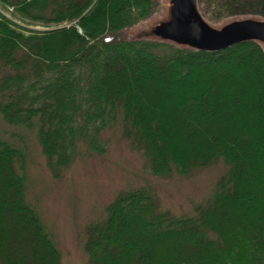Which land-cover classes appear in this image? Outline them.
I'll return each instance as SVG.
<instances>
[{
    "label": "trees",
    "instance_id": "trees-1",
    "mask_svg": "<svg viewBox=\"0 0 264 264\" xmlns=\"http://www.w3.org/2000/svg\"><path fill=\"white\" fill-rule=\"evenodd\" d=\"M0 5L19 22L0 12V116L35 131L54 178L81 144L105 153L100 135L117 117L153 176L187 175L218 160L228 168L194 217L161 212L144 189L123 191L105 220L85 230L88 264H264L260 45L208 53L121 37L152 14L154 0ZM197 7L208 22L245 14L264 19V0H197ZM23 160L18 147L0 138V264H60L25 201V177L16 167Z\"/></svg>",
    "mask_w": 264,
    "mask_h": 264
},
{
    "label": "rangeland",
    "instance_id": "rangeland-1",
    "mask_svg": "<svg viewBox=\"0 0 264 264\" xmlns=\"http://www.w3.org/2000/svg\"><path fill=\"white\" fill-rule=\"evenodd\" d=\"M241 12L242 9H238ZM168 0H154L152 14L121 32L125 40L158 41L150 30L167 18ZM0 12L19 23L11 11L0 5ZM243 13L249 10L242 11ZM250 14L207 23L220 28ZM42 31V27H29ZM0 138L24 154L16 167L25 177V201L34 209L45 231L60 253V264H88L83 250L85 230L106 218V208L123 191L141 188L156 197L159 210L175 218L194 217L195 208L214 195L216 184L227 171L222 160L187 175L172 173L156 177L149 170L142 151L136 150L123 135L121 117L104 130L100 139L106 144L103 154L90 153L81 144L70 166L54 178L36 140L35 131L6 124L0 116ZM22 166V170L19 168Z\"/></svg>",
    "mask_w": 264,
    "mask_h": 264
},
{
    "label": "water",
    "instance_id": "water-1",
    "mask_svg": "<svg viewBox=\"0 0 264 264\" xmlns=\"http://www.w3.org/2000/svg\"><path fill=\"white\" fill-rule=\"evenodd\" d=\"M150 34L160 42L208 53L246 42H256L264 50V19H236L214 28L201 16L197 0H168L167 18Z\"/></svg>",
    "mask_w": 264,
    "mask_h": 264
}]
</instances>
